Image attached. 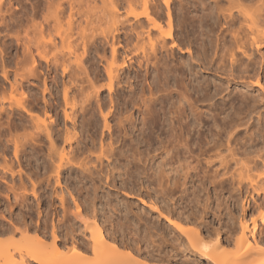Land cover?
I'll list each match as a JSON object with an SVG mask.
<instances>
[{
    "label": "bare ground",
    "instance_id": "obj_1",
    "mask_svg": "<svg viewBox=\"0 0 264 264\" xmlns=\"http://www.w3.org/2000/svg\"><path fill=\"white\" fill-rule=\"evenodd\" d=\"M8 1H11V0H8ZM37 1L38 0H36V2ZM56 1L58 3L55 2L54 0L44 1V6H46L47 9L45 8L46 14H44L43 15L44 17H42V18L44 19V22L46 21L45 23L38 21V19L34 20V18L36 16H38V14L40 15V13L38 12V9H35L34 13H32V16H30L32 18V19L31 18L29 19L30 21L28 20L29 22H31L30 26L35 27V30H33L34 34H35L36 30H37L36 33L39 34V36H37V34L34 35V37L37 36L35 38L32 37L33 39H35L33 42L32 38L30 39V37L27 35L29 33V31H28L29 30V28H28L29 22H27V25H28L27 28L28 29L25 28V31L27 30V33L25 31L23 33L27 37L22 35L19 32H16V34L13 33L14 37L12 36V34H11L12 31L10 29V28H12V27H10L11 26L10 23L12 22V18H10L9 22L7 23L6 22L7 15L5 13L8 10L3 11L4 7L7 9L9 6L8 7L6 6L4 0H0V31H1L3 25H5V27H9L7 29L8 30L7 34L4 35V37L6 39L2 41L1 40L2 37L0 36V67L2 68V76L7 81L10 80V78H9V75H10L9 69L10 68L8 69V66L6 65V63H7L6 62V59H7L6 56H8V53H9L8 52L9 51L8 46L13 47L14 46V40H15L16 44H17L16 49H18V47H21V46L23 49V51H22L23 57L22 58L20 57L22 59L20 62L22 64L23 68H22V70H20L21 67L19 66V68H17V69L15 68V70H13V71H15V73H14L15 78L13 81L14 83L10 84V86L12 87V89L11 88L10 89L15 91L19 88L22 96L20 98H19V96H17L18 98H16L15 97L16 95L14 94L16 92L13 93V91H12L14 96L12 95L10 97L11 99H8V105L5 106V104H7V101L6 102L3 101L2 104L0 103L1 104L0 105V135L1 134H2L1 136L5 135V139L7 138L6 140L8 143H5L7 145V147H8V144L12 143L11 146H13V148H14V154L13 155L16 158H18L20 156V153L23 154L24 151H27L26 150L27 148L33 147V149H34L36 146L38 147V145H35L36 143L37 144H39V142H40V144L42 142L44 143V141L41 139V137H42L41 133L43 132L44 135L46 134L45 137L48 138L47 139L48 142H46V143L49 144L48 146L46 145L47 153H46V156L44 155L48 161V164L45 163L46 165H44L45 167L48 165L46 167L48 170L45 168L46 169L45 171H47L49 173V175H48L49 179L51 177H53L54 182L56 181L57 184L55 185V191H57V193H59L61 191V188H62L61 184H63V183H61V178L63 176L62 174H63V171L65 169H69L68 171L75 170V169L78 170V171L75 170L77 172L80 171V173H79L80 178L78 177L79 178L78 179L76 177V179H78L79 182H82V183L85 180V178L89 179L91 181L90 183L91 184L93 183V185H92L93 188H92V186H91V188L94 191V189H99L98 186H100V185H96L99 182L98 183L94 182L95 178H97L96 180L99 179V181L101 180V178L102 179L104 178L107 181V183H110L111 181H113L116 178V170L118 172L117 175L121 176L122 180H123V177H126L124 181L129 180L133 176L134 170H136L138 165H140L138 163H141L144 161V155H143L144 152H143V150H141V147H140L141 142L140 141L143 140L147 145L148 144V142H147L148 138H150L149 136L152 137V133L157 129V130H160V133L164 134V136H163L164 138L161 139L160 145H161V148L164 150V152H166V154L171 153V156H175L177 158V161H180L183 158L187 162V165L189 166V168H196L199 165H201V168H202L204 166V164L202 165L201 163H205V166H207V168H209L208 166H215V164L218 163V165L221 167V169H217L219 166L216 167L215 172L213 171L215 174L214 175L212 174L213 176L210 175L211 176L210 178L208 176L211 173L208 171L209 173L207 175L206 167L204 169L205 174L209 178L207 180H209V181L211 180V182L215 181V178H217V177H222V176L224 177V176L228 175V170H229L228 169L229 168L228 162L230 160L227 159L228 155H223V153H221V151L218 150L222 146V144L218 143V141H216V140H213V141L211 140L213 143H210L211 141L210 142H208V141L204 142L203 138L200 139V137H205L202 135L206 131V130L204 131V126L208 122L209 118L212 117L213 119H215L217 116H220V115H218L219 112L216 113L217 116H215L216 115L215 111H217V108H218L217 105H215L217 107L216 110L211 111V109L213 107H215L214 106L215 103H213V101H211V100H213L218 95L222 96L223 92L230 88L229 85L232 82L241 84L242 88L239 87L240 88L238 90L239 96H237V97L241 96L240 98L244 102H246L248 100L250 101V99H251V101H253V98L251 95V90L257 91L258 94L264 92V83L262 82L263 81V74H264V52H263L264 29L262 28V26L264 25V0H257V1L252 0L255 3L250 1L252 3L253 7L249 8V9H247L248 4L245 3L246 0L245 1L244 0H208V2H205L204 0H193L192 4L194 7L192 10L186 9L187 8L186 4L188 3L187 0L185 1L187 3L183 2L184 0H180V3H178V4H180V7L178 10L179 11L185 10V11H181L182 14H179L180 12L176 10L177 12H179L177 14L180 15L179 16L180 19L178 18L179 19V25H180V23L186 22V20L189 17V19H191L190 23H194V26H196L195 28H193L194 26L191 25L192 31H193V29L198 28L197 34H198L199 38H201V39H198L199 41L197 42L198 44L200 42L201 47H197V48H199L198 50L194 49V50H196V52H195L196 54L193 53V49L191 50V46H192V43H191L192 39L191 38H193V36L190 38L191 40L189 38H187V42L186 41L183 42V46L185 48H187L188 52H190V54L192 55V58L190 57V59H196L205 68L210 69V71L213 70L214 71L213 73L216 72V74H217V73L221 72L223 74L222 76H224V80L226 81L225 84H227V85H225L222 82L221 83L216 82L215 85H212V87L214 86L213 87L214 90H212L211 85L209 83L204 85V84H201L200 81L198 82L200 84H198L197 82H193L194 80L192 78H190L188 75V73H190V74H192V73L190 71L189 72L187 71L188 73L185 74V71H184L185 68L183 69L184 66H182V64L184 62L182 63V61H179V60H178V62L175 61L176 63L179 64V67L177 66V64H175L173 62L174 59H172V58L175 54V47H179V49H180L178 41H180V40L182 41V39L178 38L179 36L176 37L175 28L173 25V23H174L173 12L174 11L173 12L171 11V3L174 0H160V1H162V4L164 3L165 7L167 8V14H166L167 19H166V21H164L166 23V26H168L167 29H165L163 26L164 23L162 21V16L164 17V15H162V13H160L161 11H159L160 10L159 8L162 6V4H161V2L160 3L157 2L158 0H126V1H124V3L125 2L127 3V4L126 3L125 4L127 5L129 11H126V12L120 11L121 13H119V10L121 8L125 9V10H127V9L123 8V7H121L119 9L120 3H118V2L120 0H118V1L117 0H103L102 2H100L101 5L104 7L103 13H102L104 17L106 15V14L104 15L105 11L106 10L108 11V9L111 10L110 12L108 11V14L110 13V15L107 14V17L109 16L108 22H110L111 20L112 21L110 22V25L107 26L108 28L106 29L105 34L107 32H108V34H109V32H115V33L118 32L119 33V31L121 30V27H123V29L124 28L126 29L129 24L132 27L131 30L134 31V34H133V32H131L133 34V35L131 34L132 35L131 38L133 39V36L136 37V40L133 39V40H135L134 44H132L133 50L132 49L129 50V48H128V50L131 53L129 51L128 52L132 55L129 56V54L128 55L126 54V56L128 57L127 58L128 60L126 58H124L122 60L123 61L122 63L125 66V65H127V61H130V60L133 61V59H134V61L137 62V64H138V67H139L138 70L140 69V71L144 73L141 78H140L141 75L139 76L140 79L138 78L137 81L135 80L136 81L135 85L133 82H129V80H128L129 78L127 79L128 81L123 79L121 73L124 70V68H123L124 66H121L119 64L117 65V59H118L117 53H118L119 49H117L114 39H117V38L120 39L119 34L117 36V34L115 35V34L111 33L110 35L112 36L113 40L108 41V42H107L108 37L104 38L105 35L103 36L104 40L107 39V40H105L107 43L112 42L110 44L112 46V49H111L112 58L110 57V59H111L110 61H108V60L105 61L106 65H104L105 66L104 67L105 68V70H104L105 74L104 75L99 72V73H97L96 76L93 74V76L91 77L89 74L90 71H88V68L84 64V61H86V60L88 62H90L89 57H91L89 55L91 52L90 47H92V44H90V46H88L86 44L87 40L82 41V43H81L82 44V51L80 53L77 50H74V49L78 48V46H77V48H75L77 44L74 45L75 47H74V49H72V46H73L72 43L74 44V42H72L74 40V37H73V40L71 42H69V44L67 46L68 52L65 51L68 54L64 53L66 56L63 55L62 57L61 56L59 57V55H61L60 52L62 50V49H59L58 51H60L59 52L60 54H57L58 56L55 55L56 50L54 48L57 45V43L55 42V40H53L54 39L53 36H52V39L50 37L49 40L47 38H43V37H45V35H44V32L46 33L45 28H46V25L50 22L49 19L51 17H52L51 18L52 21L54 22L55 28H56V26L65 25V24H62V22H64L63 15L65 14L66 9H65V7H63V2H61L62 0L61 1L56 0ZM64 1H66V0H64ZM76 1L77 0H67V2L69 3L68 4L69 5V12L67 13L68 19H66L67 21H65V22L67 23L68 27L65 28L63 26L62 30H64V28H65V30L63 32L61 31L62 34H60V36L58 35L60 37V40H61L60 41V43H61L60 48H62L66 43H68V42H66V40H68L67 38H70L72 36V32L74 30L73 26L75 24H77V23H75L76 22L75 20L77 19L76 16L78 14L80 15V13H79L80 11L78 10V8H80L78 5H80V4L78 3V5H77L78 7H76ZM242 1H244V2L242 3ZM247 1H249V0H247ZM34 2H33V4L36 5V3H34ZM45 2L47 3V5H45ZM90 2L92 3V0ZM97 2H94V0H93V6H92V4L89 5V3H88V8H89V6L94 7V5L95 6L98 5L99 2L98 3ZM224 2H227L228 4L225 5ZM9 3L11 5V2H8V4ZM102 3H104L105 5H103ZM99 5L97 7L100 10H102L101 9L102 6H99ZM137 5L141 6L142 11L137 12L134 10L133 7H135ZM34 6L32 7L33 9H34ZM44 6H43V9H44ZM122 6H124V4ZM244 6L246 9L244 8ZM35 7L37 8V5ZM92 7H90V8H92ZM97 7H94L95 11H97V9H98ZM105 7H106V9H105ZM248 7H250V6H248ZM94 8L92 9L93 11H94ZM104 9H105V11H104ZM175 9H177V8L175 7ZM49 10H51V11L48 12ZM92 10H89V11L92 12ZM100 10H99V13H100ZM47 12H48V15H47ZM91 12H90V14L87 12L89 14L88 15L89 17L92 16L94 13L93 12L91 14ZM97 12H95L96 15H97ZM191 13H192V15L189 16V14H191ZM123 14H125V15H123ZM85 15H86L85 16L86 19L85 18L84 19L87 21V25L85 24V26H84V23H82L83 25L82 24L81 25H82L83 29H80L81 27L79 26V24L82 22V19L80 17L81 20L77 26L78 28L79 27L80 28H79V30L77 28V31H75V32L78 33L79 35L78 34L77 35L81 36L80 38H82L83 40L89 36V39L88 38H86V39H88V41L92 43V41H94V39H92V37L93 38H94V36L96 37V35H97L96 33L98 32L99 28L102 26V21L106 20L107 18L105 17L106 18L105 19L104 17H101V15L99 14L100 15V21H98L99 17L95 16V14L93 15L94 18L93 17L88 18L86 13H85ZM81 16H83V14H81ZM16 17L21 18V16H18V15ZM110 17L112 19H109ZM102 18H103V20H101ZM96 19L98 22L96 21ZM188 21L189 20H187L186 24H188ZM125 22L128 23V25H126ZM19 23H18V25L16 23V26H20L21 24L23 25L22 20ZM106 23L107 22H105V26L104 25L102 26L103 28L106 27L107 24H109V23H107V24ZM118 23L120 24L119 26H117ZM44 24H46V25H44ZM94 24L97 26H95ZM89 25L95 26V27L93 26L94 28L91 27L92 28L91 29V32H92L91 35H89L87 33L89 31L88 28L90 29V27H88ZM112 25L114 28L112 27L110 29L111 30L113 29V31H109L110 30L109 27H111ZM12 26H14V24ZM44 26H45V28H44ZM52 26H53V24H52ZM86 26L88 28H85ZM180 26H182V24ZM183 26H186V25L183 24ZM188 26H189V24H188ZM34 27H31V28H34ZM96 27H98V28L96 29ZM93 29L97 30V31H95L96 33L94 32V34H96V35L93 34ZM86 30H88V31L86 32ZM104 30L105 29H103V32H102V30L101 31L99 30V32H102L101 35L104 34ZM194 31H197V30H194ZM59 32H60V30H59ZM187 33H189V32H187ZM190 33H191V31H190ZM0 35H1V32H0ZM21 35L24 36V38ZM210 35H211V37H210ZM50 36H51V34H50ZM73 36H75V35H73ZM90 38L92 39V41L90 40ZM177 38L179 40H177ZM195 39H196V37H195ZM8 40L10 41V43H6ZM95 40L98 41L100 39H98V40L95 39ZM101 40H103V39H101ZM110 40H111V38H110ZM128 41H126V43L128 42V44L129 43L131 44L133 42V41L130 42V40H128ZM63 42H64V44H63ZM79 42L80 41H78V44H80ZM116 42H117V40H116ZM1 43H3V45H2L3 47L1 46ZM75 43H76V40H75ZM94 44L95 43L93 42V45ZM198 44H196V45H198ZM50 46L51 47L53 46L52 48L55 51H53V49ZM58 46L56 47V49L59 48ZM48 47H49V49H52V53H50V56L52 54V58H53L52 59L50 57V59H52V62L50 61L49 56H48V53L50 52L48 50ZM64 47L63 48L66 49V46H64ZM78 49H80V48H78ZM95 49L97 50L98 47ZM208 49L211 50V53L207 55V53L209 51ZM63 50H62V52H63ZM53 52H54V54H53ZM164 52H165V54H164ZM17 53H18V50L15 54L16 55L15 57L18 56L17 58H19V54H17ZM96 53H97V51H96ZM98 54L100 55V52ZM53 55H54V57H53ZM67 55L68 56L73 55V57H70V58H75L74 64H76L75 66L79 70L78 71L79 74L77 72H76L77 74L75 73L76 74L75 78L78 77V80L80 78V80H79L80 83L79 84L76 83L78 81H76L77 78L75 79L74 76L72 78H73V80L74 79L75 80L71 81V82L75 83V84L74 83L73 84L76 85L75 86L76 91L77 90L79 91V94H78V92H77V94L80 96V100L78 99L79 96L76 97L77 95L76 96L74 94L72 95L71 94L72 92L70 93V96H69V90L70 89H69V87H67V85L64 84L65 87L63 88L64 90L62 91L63 95L61 98H64L63 100L65 101V106L63 105V108L66 107L64 110L65 116L67 118L73 117L72 119H74V117L75 118L77 117L76 113H78L79 110L81 109L80 111L83 114V118L86 115L85 119L88 118L87 122L89 125L90 121H88V120L91 116L92 109L95 107V106H93V103L95 102V101L93 102V100L95 99L97 102V103H95V104H97L96 109L98 108L97 110L100 111L99 114H102L101 117L104 121L103 126L107 129V132H109V140H107L105 137L107 134H105V132L102 131L100 142L97 143V144H99L98 147H97L96 143L95 144L92 143V145H94V146H92L91 148L88 145L89 149H88L87 145H86V147L84 146L86 148V150L88 149L87 153L85 152L86 150L84 148L85 151L83 152V150H82L83 153H81V151H79L80 154H76V152L78 151V147L74 148V146H73L74 142H75L76 146H78V143L82 140V137L80 138V136L78 135V131L74 132L73 134L72 133L70 134L69 132H71V131H68L69 134H67V137L65 136L66 137L65 141H69L68 144H69V149H71L70 151L66 150L67 149L66 146L65 147L62 146V149L60 147L58 148V146H57V142H58V136L57 135L58 134L56 133L57 135H53V131H52L53 128L51 130L52 125L50 126V123L52 120L51 116L48 117V118H50L49 121H47V119H45V118L37 119V117H35V115L33 116L34 112H32V110L34 109V107H33V109H31V107L34 104H31V102H30V99H29L30 96L27 93L29 89L28 90L25 89L24 85H23V80L24 81L28 80L27 77L33 76L36 78L37 76H39L38 70H40L41 65L45 61L47 63H50V64L52 63V65L54 64L56 66L58 63H60L61 67H60V64H58V67L63 68V70L61 69L62 70L61 72L62 73L69 72L68 65H70V62H69V60H67V62L65 60L68 57ZM85 55H87V56H85ZM104 55H106V54H104V52H103V56L102 55L99 56L100 59L102 58V61L106 59V57ZM195 55H196V57L194 58ZM257 55H259L260 57L258 56L259 58L256 60L255 56H257ZM21 56H22V54H21ZM104 57H105V59H104ZM61 58H63V59L61 60ZM16 61H15V64H16ZM198 61H197V63H198ZM46 62H45V64H46ZM68 62H69V64H68ZM179 62H181L182 64ZM17 63H19V62H17ZM131 64L133 65V63H131ZM19 65H20V63H19ZM14 66L17 67V64ZM56 66H53V67L57 68ZM45 67L48 68V66H44V68ZM53 67H51V69ZM1 68H0V70H1ZM12 69H13V67H12ZM18 69L20 70V72H18L19 71ZM43 69L41 67V70H43ZM23 70L25 71V74H23L24 73ZM41 70H40V72H41ZM92 70H94V69L92 68ZM55 71H56V69H55ZM176 72H179V74H177ZM39 74H41V73H39ZM68 75L69 74L67 73V76ZM79 75H80V77H79ZM172 76L175 79L173 78L174 82L171 83V77ZM94 77H95V79H94ZM104 78H106V79H104ZM219 78H221V77H219ZM37 79H39V78L37 77ZM102 79L105 81L102 82L101 81ZM150 79H151V81H150ZM123 80L125 81V84H127L126 88H127L128 93H129V94H127V92H126L127 95H125V92H124L125 96L122 97L124 100V104H125L124 110H123V107L121 106L122 105L121 101H119L121 99V95L119 94V88H121L120 90L126 89V88H123L124 86H122V84L124 82ZM69 81H70V79H69ZM195 81H196V79H195ZM206 81H207V79L205 80V83H206ZM28 82L29 81H26V83H28ZM71 82H69V83H71ZM26 83H25V85H26ZM195 83H197V84H195ZM44 84H45V81H44L43 85ZM3 86L4 85L2 84V87ZM2 87L0 88V90L2 89ZM146 87H147V90H146ZM26 88H28V87L26 86ZM48 88H49L48 85H47V87L43 86V89H41L42 93L44 91H46ZM31 90H30V92H31ZM104 90H107L109 93L108 104L106 101L100 102L101 98L99 96L101 94V91H104ZM47 91H49V90H47ZM236 91L237 90L235 89V92ZM231 92H233V91L232 90L227 91V93L225 95L228 94L227 96H229L231 98L230 95L234 94V93L231 94ZM115 95H118L117 100L115 99L116 101L114 100ZM42 96H44V94ZM221 96H220V98H221ZM224 97L225 96L222 97L223 100L226 99V98L224 99ZM231 100H232V98H231ZM242 100H241V102L244 103ZM203 101H208L209 107L206 104V106L209 108L208 110L205 107L203 108L204 110L199 109L200 106L198 103L201 102L203 105ZM209 101H211V102L209 103ZM214 101H215V99H214ZM226 102H228V101H226ZM226 102H225V104H227ZM45 103H47V102H45ZM246 103L248 104V102H246ZM129 105H131V109H133L132 111H131V109H128ZM224 106H226V105H224ZM104 108H107V111H104ZM222 108H224L225 110H226V108L228 109V107H226V108L222 107ZM125 109H126V111H125ZM205 109L207 111H205ZM90 110H91V113H90V116H88L89 115L88 113ZM209 112H214V113L213 114L211 113L208 115ZM224 113H226V112H224ZM224 113H222V114H224ZM93 115L91 116V120H92ZM226 115H228V114H226ZM4 116L7 117L6 118L7 120L3 118ZM225 117H228V116H225ZM225 117L224 116L222 117L224 121H225ZM110 118H111V120L115 121L114 125L111 124V121L109 120ZM212 118H210V119H212ZM244 118L245 117H243V119ZM243 119H242L243 122L242 121H239V122L236 121L235 122L234 119L230 118L229 122L226 121L227 126L222 127L223 131H225L227 133V137H228L227 142H226L227 143L226 144L227 150L230 151V155L232 157L231 159L234 160L236 163L239 162V159L234 157L233 149L230 147L229 143H231V141L235 138V131H236V133H239V130H236L237 127H240L241 125L247 124L246 125V129H247L248 120L246 119V121H245ZM258 119H260V118H258ZM32 120H33V122H31ZM249 120H250V118H249ZM52 122H54V121H52ZM215 122H216V120L214 121V123ZM138 124L141 125L140 128H137V127H139V126H137ZM104 127H103V129H104ZM113 127L117 131V132H115L116 134L113 132V130H114ZM135 127L139 130V132L141 134L140 136H142L141 137L142 139L140 141H135L136 143L134 142L135 139H133V134H131V133H133V131H134L133 129ZM32 128H34L33 131L31 130ZM206 128L207 127H205V129ZM249 128L247 129L248 131H249ZM18 129H22V131H21L22 133H19ZM148 129H149V131H148ZM15 130L17 131V133L15 132ZM34 130H36V131H34ZM208 130H209V127H208ZM146 131H148L149 133L147 134ZM54 134H55V132H54ZM162 134H161V136H162ZM195 134H198V136ZM82 135L84 136V134H82ZM1 136H0V139H1ZM128 137L131 139L130 140V146H128V144H127V141L129 139ZM39 138L41 140H38ZM79 138H80V140H79ZM159 139H160V137H159ZM93 142H94V140H93ZM2 143H3V141L0 144L2 145ZM149 143H150V140H149ZM95 145L98 148V149L96 148L97 150H93V149H95V148H93V147H95ZM40 146H42V145H40ZM37 147L35 148V150L38 149ZM210 150H212L211 153L213 152V150H215V151L211 154L209 152ZM28 151L30 152V150H28ZM195 151L196 152L198 151V153H196ZM181 153H182V156H180ZM194 154L195 155L197 154L196 157H201L205 154L207 156H204L203 158L201 157L202 159L201 158L197 159L196 164H193L194 161H192V160L196 159ZM19 159L21 160L20 157H19ZM122 159H124V161H122ZM17 161H18V159H17ZM43 162H44V160H43ZM117 162H120V163H117ZM20 163H21V161H20ZM193 165H194V167H192ZM119 166H122L123 170L119 169ZM135 166H137V167H135ZM8 169H9V171L8 170L7 171L9 172V174L11 176L15 175L14 171L11 168H8ZM251 169H252L251 167H248L246 169V171L247 170L250 171ZM209 170H211V169L209 168ZM221 170L223 172L222 175H221ZM2 171H4V168L2 169ZM5 171H6V169H5ZM5 171L3 173H5ZM137 171H135V172H137ZM195 171H197V169ZM201 172H203V171L201 170ZM19 173H20V170H19ZM197 173L195 172L193 176H195V175L197 176L200 174L202 175V173H199V174H197ZM203 174H204V172H203ZM20 175H21V173L19 174V176ZM206 175H202L201 179H199V180H202L203 178L204 179L207 178ZM233 175H232V177H233ZM240 175H241V178L239 179L240 180L239 183H241L242 179L244 180V178L246 177V180H249L251 187L253 186V188H254V189L253 188L252 189L254 191H256V193H258L260 188H261V191L264 194V180H263V183L258 185V184H256L257 182L255 181V175H252L249 173L245 174L246 176L244 174H240ZM75 176H79V175L76 174ZM134 176H135V174H134ZM148 176H147V178H149ZM151 176H153V178H152V181H153L154 176H155L154 173L151 174ZM203 176H205V177H203ZM191 177H192V175H191ZM226 177H224L223 180H225ZM19 178H20V182L22 183L23 179L21 181V177H19ZM83 178H84V180H83ZM211 178L213 179V181ZM0 179H3V178H0ZM104 179H103V181H104ZM221 179L222 178H220V180ZM161 180H162V178H161ZM172 180H173L172 177H170V179L167 178V184H169L171 186L176 185V181L173 180V183H172ZM74 181H77V180L74 179ZM106 181H104V183H106ZM149 181H150V179H149ZM79 182H78V185L81 184ZM113 182H115V181H113ZM76 183L74 184L75 187L77 186L78 189L81 190L80 192H78L79 190L76 187V190H78V191H76V190L75 191L77 192V194L79 193L78 198L76 196H74V194L71 192L69 187L65 188V189H67V191L69 193L68 195H70V197L73 199L72 201L74 202V205H75L74 210L71 208L70 200L67 198L68 195L66 196L64 194L66 192L62 188V191L60 192V194H57L54 191V193L57 194V197H58L57 199L60 201V205L58 206V207H60V210L58 207H54V211H56L58 213L60 211H62L64 217H66L68 213H71L72 216L74 217V219H78L79 221H82L83 225L86 226V227H84V231L82 233H80L79 235H76L77 232L74 233L73 231H69L67 224L65 225L64 223H60L61 222L60 220H59V223L57 225H56V223H53L51 236L53 238L54 249L57 250V252H55L56 254H53L50 256L44 255V253L42 251L43 250L42 247L39 246L40 242H42V240L46 239L45 232L44 231H42V232L37 231V233H36L37 234L36 240L38 242L37 246L36 247L34 246V248H27L25 250L24 254L23 253L21 254L23 256H22V261L20 264H29L30 261L38 263V264H75L73 261L75 258H76L75 261H77L78 255H74V257L76 256L74 259H68V256H69L68 254H66L67 257L64 254H63V256L61 254L63 251L62 249L65 245V242H67L69 239L71 240V241L69 240L71 245H68V243H66L68 245V246L67 245L66 246L67 247L70 246V248L72 250H75V251L78 250L80 253H83L82 255H85L86 258H87L86 254L87 253L89 254V252H92V254L90 253L91 255H94V256L96 255V256H100V257L102 256L103 263H105V264H135V262H131L130 260L134 259V256L136 257V255H138V254L136 253V255H132L131 252H129V250L132 247L128 248L129 249V250H127L128 255L127 254L125 255V253H124V255L126 256V258H124V256H122L123 254H121V252H122V250H124V248H126L128 246H126L125 244H123L121 242L120 243L117 242L116 238L113 237L111 233H109L108 229L104 225L102 226L97 220L95 222H94V220H93V222H89V218H87L88 215H86L84 213L85 208L83 207L84 204H85V206L88 205L87 207H89V204H88L89 201H87L88 202L87 205H86V202H83V204L80 202L81 197L82 196L84 197L83 192H82V190L84 188L80 189L81 185L78 186V185H76ZM221 183H223V182H221ZM58 185L60 187L59 192H58V189H56V186H58ZM7 187H9V186H7ZM22 187H23V189H22ZM22 187L20 185V189L23 191L17 192V193L14 192V197H15V199L20 197L21 203L23 204V205L22 204L21 205L24 206V203H25L27 197H26V193H24L26 188L23 185H22ZM63 187H64V185H63ZM85 187H86V191H87L88 190L87 187H89V186L86 185ZM257 187L259 189H257ZM10 188H13V186L12 187L10 186ZM127 188H128V185H127ZM13 190H14V188H13ZM130 190H133V189H130ZM257 190H258V192H257ZM88 193H86V195ZM92 193L89 196L93 195ZM32 194L34 197L36 196L37 198L40 195L39 194L37 196L35 186H33V188H32ZM56 194H55V196H56ZM84 194H85V192H84ZM85 199H87V198H85ZM87 200H89V199H87ZM27 204L28 203L26 202V205ZM94 209H95V207L93 208L94 213L92 212V214L94 216H97L95 214ZM163 216L168 221L169 225L174 226L176 228V231L178 233H180L184 236H189L190 232L183 228V224L178 222L179 220H176V219L168 216L167 214H165ZM23 217L24 216L21 217V220L23 219ZM262 217H264V215ZM24 219H25V217H24ZM22 221L24 222V220H22ZM11 223L13 225H15L13 222H11ZM19 223H21V221H19ZM26 223H28V221L24 222V224H26ZM24 224L21 223L22 226H24ZM1 225H2V223L0 224V226ZM89 225H91V226H89ZM10 226H7V228H6L7 231H9V234L11 231H12L11 233H13L14 227L17 225H15L13 227L12 226L10 227ZM1 227L5 228L6 226L4 224V226H1ZM11 228H13V230ZM19 228H21V231L24 229L23 231L30 232L31 226H29V224H27V225H25V227L22 228L19 226ZM39 228H40V226H39ZM85 228L88 229V233H90L89 235H87V231ZM89 228L91 229V231H89L90 230ZM254 228H255V224H254ZM1 229L4 230L3 228H1ZM249 230L250 229H249V226H248L246 220L243 221V223L240 227V234L234 240V243H233L234 248H232L230 246H229L230 249L225 248L226 245L223 246V243L219 238L217 239V242H216V244H214V246H211V244L208 245L207 242L205 243L204 239H203L204 241L202 239L201 240L199 239V241L192 242V246L195 249V251L198 253L199 257H202L205 261H208L207 264H264V243H261L260 241L256 240L254 238L255 236L253 235L254 233H251L252 237H253L252 238L253 240H251V237H250L251 234L249 235V233H248ZM4 231H6V230H4ZM16 231H19V230H16ZM16 231H15V233H16ZM6 232H5V234H6ZM28 232H24V233H28ZM20 233H23V232H20ZM0 234H1V232H0ZM81 234H82V237H81ZM83 236H84V238H83ZM200 241H201V243H200ZM228 242H231V241H228ZM154 246L157 247V245H154ZM150 247H151V249L154 248L152 246H150ZM73 248H75V249H73ZM162 248H163L162 246L160 247V249L157 247L159 253H157V249H152L150 252H148L147 253L148 255H145V257L143 258V260L146 261L145 263L154 264V261L155 262L157 261V262H161L162 264H198V263H196L195 260H194L195 262L192 263L193 261L191 262L187 259L185 260L184 258L182 260L177 261L174 259L175 256L173 257V255L168 254V252H164L162 250ZM231 248L234 250H231ZM58 249H61L62 251L58 250ZM109 249H113L114 251L113 250L111 251ZM117 249L120 250L119 254H118V252H116ZM134 250H136V249H134ZM145 250H147V249H145ZM58 251H59V253H58ZM60 251H61V253H60ZM140 251H142V250H139V252ZM64 252L66 253V250ZM114 252H116V253H114ZM145 252H147V251H145ZM162 252H164V254H161ZM108 253H109V255H108ZM110 253H111V255H110ZM80 255L78 256L79 257L78 259L79 260L81 259V260H80V262L78 260V263L76 262V264H87L88 262H89L88 264H92L90 261H88V262L85 261L86 258H81L82 255L81 256ZM157 255H159V256H157ZM0 256H2L1 252H0ZM64 256L67 258L68 261L66 260V258ZM88 256L90 257V255H88ZM63 258H65V260ZM71 261L73 263H71ZM179 261H181V262H179ZM157 262H156V264H157Z\"/></svg>",
    "mask_w": 264,
    "mask_h": 264
},
{
    "label": "rangeland",
    "instance_id": "obj_2",
    "mask_svg": "<svg viewBox=\"0 0 264 264\" xmlns=\"http://www.w3.org/2000/svg\"><path fill=\"white\" fill-rule=\"evenodd\" d=\"M4 1H5L6 6L10 7V8L8 7L7 9L4 7L3 11L8 10L5 13L7 15V19H6L7 23L9 22V19L12 18V22L10 21L11 22L10 27H12V28H10V29L12 31L11 34L13 37H14L13 33L16 34V32H19L22 35L26 36L23 33L25 31V28L28 27L27 22L30 21L29 20L31 18L30 16H32V13H34L35 9H38V12L40 13V15L38 14V16H36L34 18V20L38 19V21H40L42 23L46 22V21L44 22V19L42 17H44L43 15L46 14L45 10L47 8H46V6H44V1H47V0H38L37 2H36V0H11V1L4 0ZM54 1L57 2L56 0H54ZM59 1H61V0H59ZM90 1L91 0H77L76 1V7H78V6L80 7V8H78V10L80 11V12L78 11L80 13V15L78 14L76 16L77 19L75 20L76 21L75 23H77V24H75L73 26L74 30L72 32V36L70 38H67L68 40H66V42H68L64 45V46H66V49H64L65 47L63 45L62 46L64 48L62 46H61L62 48H60V45H61L60 41L61 40H60L59 36H60V34H62V32L65 30V28L68 27L67 23L65 22V21H67L66 19H68L67 13L69 12V5H68L69 3L67 2V0L61 1V2H63V7H65V9H66L65 14L63 15V20L65 23L62 22V24H65V25H63L65 27L64 30H62L63 26H56V28H55L54 22L51 19L52 17L50 19L48 18L51 23L53 22L52 24L54 27L52 26V24L50 22H49L50 24L49 23L47 24L48 26L46 24H44V25H46V28L44 26L46 33L44 32L45 37H43V38H47L49 40V38L51 37V39H52V36H53V38H54L53 40H55V42L57 43V45L54 48L56 50L55 55L61 53V55H59V57L60 56L62 57L63 55L66 56L65 54H68V53H66V52H68L67 46H68L69 42H71L73 40V37H74V40L72 42H74V44L72 43V45H73L72 49H74V47H75L74 45L77 44L75 48H77V46H78V48H80V49L77 48L74 50H77L79 53L82 51V44H81L82 41L87 40L86 44L88 46H90V44H92V47H90L91 52L89 55L91 57H89L90 62H88L86 60V61H84V64L88 68V71L91 72V73L89 72V74L92 77L93 74L96 76L97 73H99V72L104 75L105 74L104 73L105 72L104 71L105 70L104 65H106L105 61H107V60L110 61L111 60L110 57L112 58V56H111L112 46L110 45L112 42L107 43L108 41L113 40L112 36L110 35L111 33H113L115 35L117 34V36L119 34L120 39L117 38V39H114V41L116 43L117 49H119V51L117 53V58H118L117 59V65L119 64L121 66H124V64L122 63L123 62L122 60L124 58H126V59L128 58L126 56V54L127 55L129 54V56L132 55V54H130L131 52L129 50H131V49L133 50L132 44H134L136 37L133 36V39H135V40H133L131 38V36L134 34V31L131 30V28H132L131 25L130 24L128 25V23H126V22H125V24L128 25V27L126 29L125 28L123 29V27H121V30L119 31V33L118 32L117 33L109 32V34H108V32H107L105 34V31L108 28L107 26L110 25V22L112 21L111 20L110 22H108L109 16L107 17L108 11L110 12L111 10L108 9V11L107 10L105 11L107 6L105 7L104 15L106 14L105 15V17L107 18L106 19L102 14L104 7L100 3L103 0H94V2H97V1L99 2V4H100V5L98 4L99 6H102V8L100 7L102 10H100L97 7L98 5H96V6L94 5V7L98 8V9L96 8L98 12L95 11L94 7H92L93 6V0H92V3ZM120 1L118 2V3H120L119 9L121 7H123V8H126L127 10L121 8L119 10V13L129 11V9L126 5L127 3L126 2H125L126 4L124 3V1H126V0H122L123 2L122 1L120 2ZM185 1L186 0H184L183 2H185ZM192 1L193 0H187L188 3L185 2V3H187L186 9H188V10L193 9L194 6L192 4L193 3ZM204 1L208 2V0H204ZM244 1H242V3ZM246 1H245V3H247L248 6H250V7H248L244 3L247 6V9L252 8L253 6H252V3L250 2L252 0H249L247 2ZM8 2H11V5H10V3L8 4ZM33 2L36 3L37 8L35 7L36 5L33 4ZM157 2H159V3L161 2V4H162V1H160V0H158ZM252 2L255 3L254 1H252ZM78 3L81 6L78 5ZM88 3H89V5L92 4V6H89V8L90 7H92V8H90V9L88 8ZM178 3H180V0H178V1L174 0L171 3V11L172 12L174 11L173 12V20H174L173 25L175 28L176 37L179 36L178 38L182 39V41L181 40H180L181 42L178 41L180 49H179V47H175V54L172 58V59H174L173 62L175 64H177L178 67H179V64L176 63L175 61L178 62V60H179V61H182V63L184 62L183 63L184 65L181 62H179V63H181L182 66H184L183 69L185 68L184 69L185 74L188 73L189 71L192 73V74L188 73V75L190 78H192L194 80L193 82L198 83L200 81V83L204 84V85L209 83L211 85L212 90H214V88H213L214 86L212 87V85H215L216 82H220V83L222 82L224 84L226 83V81L224 80V76H222L223 74L221 72H220L221 74L220 73L216 74V72L213 73L214 72L213 70L210 71V69L205 68L203 65H201V63H199L198 60L190 59V57L192 58V55L190 54V52H188V49L183 46V42L184 41L187 42V38L190 39L192 36L194 39L196 37L195 40L193 38H191L192 40L190 39L191 43H192L191 50L193 49V53L196 54L195 53L196 50L199 49L197 47H201L200 42H199V44L197 43L199 41L198 39H201V38H199V36L197 34L198 28L193 29V31H192V26H194V23H190L191 19H189V17L187 19V20H189L188 21L189 26H188V24H186L187 20L184 23H180V25L182 24V26L179 25V19H180L179 14H182L181 11H185V10L179 11L178 9L180 7V4H178ZM224 3H225V5L228 4L227 2H224ZM102 4L105 5L104 3H102ZM123 4H124V6H122ZM45 5H47L46 2H45ZM33 6H34V9L32 8ZM43 6H44V9H43ZM174 6L177 9H175ZM93 8H94V11L92 10ZM133 8L137 12L142 11L141 6L137 5ZM244 8H245V6H244ZM159 9H160L159 11H161L160 13H162V15H164V17L162 16V21L164 23L163 26L165 29H167L168 26H166V23L164 22L167 19V17H166L167 8L165 7L164 3L162 4V6ZM89 10H92V12ZM99 10H100V13H99ZM176 10L179 11L180 13L177 12ZM50 11L51 10H49L48 12H50ZM48 12H47V15H48ZM87 12L89 14H90V12H91V14L94 12L93 15L95 14V16L99 17L98 21H100V15H101V17H104L107 21L106 20L102 21V26L103 25L105 26V22L109 23V24L106 23L107 24L106 27L103 28L101 26L100 27L101 29L99 28V30L100 31L102 30V32H103V29H105L103 35H101L102 32H99V30L96 33L95 31H97V30L93 29V34L95 32L97 35L94 34V35H96V37L95 36H94V38L92 37V39H94V41H92V39L90 38L92 43L88 41L89 36L86 37L88 39L85 38L83 40L82 38H80L81 36H78L79 34L75 32V31H77V28H78L77 26H78L81 19H82V22L79 24V26L81 28L80 27L79 28L83 29L82 23H84V26H85V24L87 25V21L85 20L86 19L85 13L87 14V16L89 15ZM95 12H97V15ZM177 13H179V14H177ZM81 14H83L84 17L81 16ZM125 14H123V15H125ZM17 15L21 16V18L16 17ZM93 15L90 17L94 18ZM108 15H110V13ZM191 15H192V13L189 14V16H191ZM80 17H81V19H80ZM90 17L88 16V18H90ZM20 19L22 20L23 25L21 24L22 26L21 25L16 26V23L18 25V23L21 22ZM109 19H112V18L110 17ZM101 20H103V18ZM96 21H97V19H96ZM13 24H14V26H12ZM30 24H31V22H29V27H28L29 28L28 31L30 34L28 33L27 35L31 39L32 37H34V35L37 34L36 33L37 30L34 34L33 30H35V27L30 26ZM183 24L186 26H183ZM91 25L88 26V27H90V29L87 26L85 27V28H88V30L90 31L89 32L88 30H86V32L88 31L87 33L89 35H91V33H92L91 27H93L95 24L93 26H91ZM113 25L111 27H109V29L112 28ZM119 25L120 24L118 23L117 26H119ZM95 26H97V25H95ZM31 27H34V28H31ZM195 27L196 26H194L193 28H195ZM8 28L9 27H5V25L2 26L3 30L1 29V31H0L1 32L0 36L2 37V39H1L2 41L6 39L4 37V35L7 34ZM79 28H78V30H79ZM97 28L98 27H96V29ZM262 28L264 29V25L262 26ZM59 30H60V32L61 31L62 32L60 33ZM194 30H197V31H194ZM109 31H113V29L112 30L110 29ZM190 31H191V33H190ZM25 32L27 33V30ZM131 32H133V34ZM187 32H189V33H187ZM50 34H51V36H50ZM73 35H75V36H73ZM24 36H22V37L24 38ZM37 36H39V34H37ZM37 36H35V37H37ZM103 36H104V38L108 37L107 38L108 40L105 39V40H107V42L104 40ZM210 37H211V35H210ZM110 38H111V40H110ZM178 38H177V40H179ZM95 39H97V40L103 39V40L96 41ZM32 40L34 42L35 39L32 38ZM75 40H76V43H75ZM116 40H117V42H116ZM128 40H130V42H132V41L133 42L131 44L130 43L128 44V42H129ZM8 41L6 43H10V41L9 42ZM78 41H80L79 42L80 44H78ZM126 41H128V42L126 43ZM93 42L95 43L94 45H93ZM63 44H64V42H63ZM196 44H198L199 46ZM2 45H3V43H1V46ZM16 45H17L16 41L14 40V46L13 47L8 46L9 51L7 50L9 52L8 53L9 57L6 56V58H7L6 59V62H7L6 65L8 66V69L10 68L9 69L10 70V72H9L10 73V75H9L10 80L9 81H7L6 79L3 78L2 68L0 67L1 68V70H0V88L2 87V84L4 85L2 87V89L0 90V103L2 104L3 101L4 102L7 101V104H5V106L8 105V99H11L10 97L12 95L14 96V94H15L16 98H18L17 96H19V98L22 96L19 88L17 90L13 91V90H11L12 87L10 86L11 83H14L13 81L15 78V76H14L15 71H13V70H15V68L16 69L19 68V66L21 67L20 70H22V68H23L22 64L20 62L22 60L21 58L23 57V52H22L23 49H22V46L18 47V49H16L17 48ZM57 46L59 48L56 49ZM97 47H98V49L96 50L95 48H97ZM128 48H129V50H128ZM52 49H49V47H48V50L50 51L48 53L49 59H50V57L52 58V54L50 56V53H52ZM54 49H53V51H55ZM59 49H62V50L64 49V50H63V52H62V50L60 52V51H58ZM194 49H196V50H194ZM17 50H18L17 54H19V58H17L18 56L15 57ZM208 50L209 51H208L207 55L211 53V50L210 49H208ZM96 51H97V53H96ZM99 52H100V55H102V56H103V52H104V54H106V55H104L106 57V59L104 57L105 60L102 61V58L100 59V57H99L100 55L98 54ZM263 52H264V48H263ZM21 54H22V56H21ZM53 54H54V52H53ZM164 54H165V52H164ZM85 56H87V55H85ZM258 56L259 55L255 56L256 60L260 57V56L259 57ZM53 57H54V55H53ZM70 57H73V55L68 56L67 57L68 59L67 58L65 59L66 62H67V60H69V62H70V65H68V70H69V72H67L69 74L68 76H67V73L61 72L63 70V68L58 67V64H60V63H58L56 66L54 64L52 65V63L50 64V63H47L45 61L47 65L45 64V62H43L41 67L43 69L44 66H48L49 69L47 67H45L43 70H41V67L39 66L40 70H41V72H40V70H38L39 73H41V74L38 73L39 76H37V77L39 79H37V77L35 78L33 76H29L30 78L27 77L28 80H25V81L23 80V85H24L25 89H27V90L29 89L27 93L30 96V98L29 97L28 98L30 99L31 104H34L33 106L31 105L32 106L31 109H33V107H34V109L32 110V112H34L33 116L35 115V117H37V119L45 118V119H47V121H49V119H50L48 117L51 116L52 120H51L50 126L52 125L51 130L53 128V130H52L53 135L58 134L57 135L58 136V142H57L58 148L60 147L62 149V146L63 147L66 146V148H67L66 150L70 151L71 149H69V144H68L69 141H65L67 134H69V133L73 134L74 132L78 131V135L80 136V138L82 137V140L78 143V146H76L75 142H74L73 146H74V148L78 147V151L76 152V154H80L79 151H81V153H83L86 150V148H85L86 145H87V147L89 145V147L91 148L92 146H94V145H92V143L93 144L96 143V145L98 147L99 144H97V143L100 142L102 131H104L105 134H107L105 137L107 140H109V132H107V129L103 126L104 121L101 117L102 114H99L100 111L97 110L98 108L96 109L97 104H95V103H97V102L95 99L93 100V102L95 101L93 103V106H95V107L92 109V113H91V110L88 113L89 114L88 116H90V113H91V116L94 114L92 117V120H91V116L88 120V121H90L89 125L87 122L88 118L85 119L86 115L83 118V114L80 111L81 109L79 110L78 113H76L78 118L74 117L75 120L72 119L73 117L67 118L65 116L64 110L66 107L63 108V105L65 106V101L63 100L64 98H61L63 95L62 91L64 90L63 88L65 87V85H67V87H69V89H70L69 90V96H70L71 92H72L71 93L72 95L73 94L75 96L77 95L76 97L79 96L78 95L79 91L78 90L76 91V88H75L76 85H74L75 83L71 82L77 78L76 81H78V82H76V83H78V84L80 83L79 82L80 78H79V80H78V77L75 78V75L78 73L79 70L76 68V66H75L76 64H74L75 58H70ZM195 57H196V55L194 56V58ZM52 59H50L51 62H52ZM62 59L63 58H61V60ZM15 61H16L17 67L14 66V65H16ZM133 61H134V59H133ZM133 61H131V60L127 61V65H125L123 67L124 70L121 73V75H122L124 80H127L129 78L128 79L129 82H133L135 85V82L137 81L139 76L141 75L140 76V78H141L144 73L141 72L140 69L138 70L139 67H138L137 62H135V61L133 62ZM197 61H198V63H197ZM17 62H19L20 65ZM69 62H68V64H69ZM131 63H133V65ZM11 66L13 67V69ZM53 66H56L57 68H55ZM51 67H53V68L51 69ZM60 67H61V64H60ZM92 68L94 70H92ZM55 69H56V71H55ZM20 70L18 72H20ZM23 72L22 73L25 74L24 70H23ZM176 73L179 74V72H176ZM73 76L75 78L74 80L72 78ZM173 76L171 77V83L174 82V79H175L174 78L175 76L174 77ZM79 77H80V75H79ZM219 77H221V78H219ZM69 79H70V81H69ZM94 79H95V77H94ZM104 79H106V78H104ZM195 79H196V81H195ZM206 79H207V81L205 83ZM26 81H29V82L26 83ZM44 81H45L46 85L45 84L43 85ZM101 81L103 82L105 80L102 79ZM150 81H151V79H150ZM24 82L26 83V85ZM69 82H71L72 84ZM262 82L264 83V74H263V81ZM197 83H195V84H197ZM200 83H198V84H200ZM47 85L49 87L47 90H49V91L43 90L44 92L42 93L41 89H43V86L47 87ZM225 85H227V84H225ZM26 86L28 88H26ZM122 86H124L123 88L127 87V84H125V81L123 82ZM229 87L230 88L228 90H225L223 92L222 96L218 95L214 98L215 101H214V99L211 100V101H213V103H215L214 106L215 105L218 106V108L216 106L213 107L211 109V111L212 110L214 111L217 108V111H215V114L219 112L218 115H220V116H217V114H216L215 116H217V117L215 119H213L212 117H210L212 119L209 118V120H208L209 123L207 122L206 125L204 126V131L206 130L207 132L205 131L204 134L202 133L203 135L201 134L202 136H205V137H200V139L203 138L204 142H207V141L210 142L211 140L212 141L216 140V141H218V143L222 144V146L218 150H220L221 153H223V155H228L227 159L230 160L228 162V167H229L228 168L229 169L228 175H226L227 177L224 176V177H226L225 180H223L224 179L223 176L215 178V181H213L214 178L212 177L213 179L212 178L211 179L213 182H211V180L210 181L207 180L211 177L210 175L215 174L214 172L216 170V167L219 166L218 163H216L215 166H208L211 170H209V168H207V166H205V163H201L202 165L204 164V166L202 167L203 169L201 168V165L197 166L196 168H189V166L187 165V162L183 158L180 161H177V158L175 156H171V153L166 154V152H164V150L161 148V145H160L161 139L164 138L163 137L164 134L160 133V130L156 129L155 130L156 132L154 131L155 133L154 132L152 133V137L149 136L150 138H148V141H147L148 144L146 145V143L143 140L140 141L142 139L141 138L142 136H140L141 134H140L139 130L137 129V128H140V126H141L140 124L137 125L139 127H137V128L135 127L133 129L134 131L131 134H133V139H135L134 142L135 141L141 142L140 147H141V150H143V152H144V154H143L144 155V161L141 162L142 164L138 163V164H140V165H138L139 168L137 166H135L138 169L136 168V170H134L135 176L133 174V176H132L133 178L131 177L129 180L124 181L126 177H123V180H122V177L117 175L118 172L116 170V178L117 179L115 178L113 180L115 182L111 181L110 183H107V181L103 178L104 181H106V183H104L102 178L100 181H99V179L96 180L97 178H95L94 182H97V183L99 182L98 184H96V183L95 184L100 185V186H98L99 189H94V191H93V189H92L93 183L91 184L90 183L91 181L89 179L84 177L85 180L83 178V180H84L83 183L79 182L78 179L80 178V174H79L80 171L77 172L78 171L77 169H75L77 171H75V170L68 171L69 169H65L63 171V174H62L63 176L61 178V183H63V184H61V187L66 192L64 194L66 196L69 194L67 189H65L66 187H69V189L74 194V196H76L78 198L79 193L77 194L76 191H78L79 189L76 186L78 189V190H76V187L74 184L76 182H77L76 185H78V182L81 183L78 186L81 185L80 189L84 188L82 190L84 197L83 196L81 197L80 202L82 204H83V202H86V205H87V203H88L87 201H89L88 204H89L90 208L87 207L88 205L87 206H85V204L83 205V207L85 208V211H86V212L84 211V213L86 215H88L87 218H89V222H93V220L95 222L97 220L102 226L104 225L108 229L109 233H111L112 236L116 238L117 242H119V243L121 242V243L125 244L126 246H128V247L124 248V250H122V252H121V254H123L122 256H124V258H126V256H125L126 254L128 255V251H127V250H129L128 248L132 247L133 249L131 248L129 250V252H131L132 255H136V253L138 255H136V257L134 256V259H131L130 261L135 262V264H141V263L144 264L146 262L143 260L145 255H148L147 253L150 252L152 249H157V247L160 249V247L162 246L163 247L162 250L164 252H168V254L173 255V257L175 256L174 259L177 261L182 260L184 258L185 260L187 259L191 262L193 261L192 263H194L196 261V263H198V264H207L208 261H205L202 257H199L198 253L195 251V249L192 246V242L199 241V239L200 240L204 239L205 241L204 240L203 241L205 243L207 242L208 245L211 244V246H214V244H216V242H217V239L219 238L222 241L223 246L226 245L225 248H229V249H230V247L234 248V244H233L234 240L240 234V227H241L243 221H245V220H246V222L249 226V229H250L248 232L249 235L251 233H254L253 234L255 236L254 238L256 240L260 241L261 243H264V217H262L264 215V194L261 191V188H260L259 192L257 190L258 193H256V191L253 190L254 189L253 186L251 187L249 180H246V177L245 178L243 177L244 180L242 179V182L239 183L240 182L239 179L241 178L240 174L245 175L247 173L255 175V181L257 182L256 184H258V185L263 183V180H264V178H263L264 177V92L258 94L257 91L251 90V95H252L253 101H251V99H250V101L249 100L246 101V102H248V104H247L246 102H244L240 98L241 96L237 97V96H239L238 90L240 88H242L241 84L232 82L229 85ZM120 89L121 88H119V94L121 95L122 100L119 98L120 99L119 101H121V103H122L121 106L123 107V110H124L125 104H124V100L122 97H124L125 95H127L129 93L127 91V88L124 89L125 91L120 90ZM235 89L237 90L236 91L237 93L235 92ZM30 90H31V92H30ZM146 90H147V87H146ZM230 90L233 91V92H231V94L234 93L233 95H230L232 100L229 96H227L228 94L225 95L227 93V91H230ZM12 91H13V93L16 92L17 94L16 93L13 94ZM77 92H78V94H77ZM124 92H125V95H124ZM126 92H127V94H126ZM43 94H44V96H42ZM220 96H221V98H220ZM223 96H225L224 97V99L226 98L225 100L222 99ZM99 97L101 98L100 102L106 101L108 104L109 93L107 90L101 91V94ZM117 97H118V95H115L114 100L115 99L117 100ZM234 97L235 98L237 97V98L235 99ZM78 99L80 100V96ZM240 99L244 103H242ZM211 101H209V103ZM226 101H228V102H226ZM45 102H47V103H45ZM225 102L227 104H225ZM198 104L200 106L199 107L200 110L203 109L204 107L207 108V110L209 109L208 108L209 107L208 101H203V105L201 102H199ZM206 104L208 107L206 106ZM224 105H226V106H224ZM222 107H225V108L228 107V109L226 108V110H225ZM107 108H104V111H107ZM128 109H131V105H129ZM132 110L133 109H131V111ZM207 110L205 109V111H207ZM125 111H126V109H125ZM224 112H226V113H224ZM211 113L213 114L214 112H209L208 115ZM220 113L221 114L224 113L225 115L224 114L221 115ZM226 114H228V115H226ZM221 116L222 117L228 116V117H225V121H224ZM243 117H245V118L243 119ZM3 118L6 119L7 117L4 116ZM230 118L234 119L235 122L236 121H238V122L242 121V119L246 121V119H247L248 120L247 129L250 127L249 131L246 129L247 124L241 125L240 127H237L236 130H239V133H236V131H235V138L231 141V143H229L230 147L233 149L234 157L239 159L238 163H236L234 160L231 159L232 157L230 155V151L227 150V145H226L227 144L226 143L227 138H228L227 133L225 131H223V129H222V127L227 126L226 121L229 122ZM249 118H250V120H249ZM258 118H260V119H258ZM109 120L111 121L112 125L115 124L114 120H111V118ZM213 120L214 121L216 120V122H215L216 124L214 123ZM52 121H54V122H52ZM31 122H33V120ZM103 127H104V129H103ZM205 127H207V128L205 129ZM208 127H209V130H208ZM33 129L34 128H32L31 130L33 131ZM21 131H22V129H18L19 133H22ZM34 131H36V130H34ZM68 131H71V132L68 133ZM148 131H149V129H148ZM148 131H146L147 134L149 133ZM15 132L17 133L16 130H15ZM54 132H55V134H54ZM113 132L114 133L117 132L115 128H114ZM41 134H42L41 136L43 137V138L41 137V139L44 141V143L42 142L40 144V142L39 141L38 142L42 146H40L39 144L36 143L35 145H38V147L36 146L38 149L35 150L36 147L34 149H33V147L27 148L26 150L27 151L30 150V152L28 151L29 152L28 153L27 151H24L23 154L20 153L19 157L21 158V160L19 159V157L16 158L13 155L14 154V148H13V146H11L12 143L8 144V147H7V145L5 144V143H8L6 140L7 138L5 139V135H3V136H1L2 134L0 135L1 139H2V140L0 139V143L3 141L2 145L0 144V178H3V179H0V215H1L0 216V224L2 223L1 226H4V224L6 226L5 228L1 227V226L0 227L7 231L6 228H7V226H10L12 224L11 222H13L15 225H17V226H15L13 224L11 225L12 227L13 226L16 227V228L14 227V230H13V228H11L13 230L14 234L11 233L12 231L9 234V231L6 232L0 228L2 230V231L0 230V232H1V234H0V252L2 253V256H0V264H20L22 261V256H23L21 254L22 253L24 254V252L27 248H34V246L35 247L37 246V243H38L36 240L37 231H39V232L44 231L45 232L46 239L42 240V242H40V245H39L42 247V249H43L42 251H43L44 255L50 256V255L56 254L55 252H57V250L54 249L53 238L51 236V234H52L51 232H52V224L56 223V225H57L59 223V220L61 221L60 223H64L65 225L67 224L69 231H73L74 233L77 232L76 235H79L80 233H82L84 231V227H86L83 225L82 221H79L78 219H74V217L72 216L71 213H68L67 216L64 217L62 211H60L59 213L54 211V207H58L60 205V201L57 199L58 198L57 194H60V192L62 191V188L60 191L59 185L56 186V189H58V192L60 191L59 193H57V191H55V185L57 184L56 181L54 182L53 177H51L50 178L51 180H50L48 177L49 173L47 171H45L47 169L46 167L48 166V165L46 167L44 166V165L48 164V161L45 157L46 153H47L46 145L48 146L49 144L46 143V142H48L47 141L48 138L45 137L46 134L44 135L43 132ZM82 134H84V136ZM161 134H162V136H161ZM195 135L198 136V134H195ZM159 137H160V139H159ZM80 138H79V140H80ZM41 139L39 138L38 140H41ZM93 140H94V142H93ZM130 140L131 139L129 138L127 141L128 146H130ZM149 140H150V143H149ZM212 141L210 143H213ZM96 145H95V147H93L95 149L92 148L93 150L98 149L96 147ZM89 147H88V149H89ZM84 148H85V150H84ZM82 150H83V152H82ZM87 150L85 151L86 153H87ZM211 151L212 150H210L209 152L211 153ZM214 151L215 150H213V152ZM196 153H198V151ZM196 155H195V157H196ZM180 156H182V153L180 154ZM204 156H207V155L205 154L201 157L203 158ZM201 157H196V159H193L192 160V161H194L193 164H196L197 159H200ZM17 159H18V161L20 160L21 163H20V161L18 162ZM43 160H44V162H43ZM122 161H124V159H122ZM117 163H120V162H117ZM192 167H194V165ZM205 167L207 170L206 171L207 175L209 172L211 173L208 176L209 178L205 174V171H204ZM248 167H251L252 169L250 171L249 170L246 171V169ZM3 168H4V171H5V169H6V171L7 170L9 171L8 168H11L14 171L15 175L12 174L13 176H11L8 171L7 172L5 171V173H3L4 172V171H2ZM119 169L123 170V167L119 166ZM196 169H197V171H195ZM217 169H221V167L219 166ZM19 170L21 173L20 176H19V174H20ZM201 170L204 172V174H203V172H201ZM135 171H137V172H135ZM195 172L196 173L198 172L197 174L202 173V175H206L207 178H205V179L203 178L202 180H199V179H201L202 175L201 174L197 175L199 178L196 175L193 176ZM153 173L155 176H154V179L152 181L153 176H151V174H153ZM222 173L223 172L221 170V175H222ZM76 174H78L79 176H75ZM191 175H192V177H191ZM232 175H233V177H232ZM147 176L149 178H147ZM19 177H21V181L23 179L22 183L20 182ZM76 177L77 178L79 177V178L76 179ZM160 177L162 178V180ZM170 177H172V179L176 181V185L171 186V185L167 184V178L170 179ZM203 177H205V176H203ZM220 178H222V179L220 180ZM74 179L77 181H74ZM149 179H150V181H149ZM173 180H172V183H173ZM221 182H223V183H221ZM85 184L87 186H89V187H87V189H88L87 191H86V187H85L86 185ZM126 184L128 185V188H127ZM20 185H21V187L23 185L26 188L24 193H26L27 198H26V201L24 203V206H22L23 204L21 203L20 197H18L17 199H15V197H14V192L17 193V192L23 191L20 189ZM63 185H64V187H63ZM7 186H9V187H7ZM10 186L11 187L13 186L14 190H13V188H10ZM33 186H35L37 196L40 194L38 196V198L36 196L34 197L32 194ZM91 186H92V188H91ZM22 189H23V187H22ZM130 189H133V190H130ZM257 189H259V188L257 187ZM54 191L57 194L54 193ZM80 191L81 190H79L78 192H80ZM84 192H85V194H84ZM86 193H88L87 194L88 196L86 195ZM91 193L93 195L89 196ZM55 194H56V196H55ZM67 198L70 200L71 208L74 210L75 205H74V202L72 201L73 199L70 197V195H68ZM85 198H87L89 200H87ZM26 202L28 203L27 205H26ZM94 207H95V209H94L95 214L97 216H94L92 214ZM58 208L60 210V207H58ZM165 214H167L168 216H170L176 220H179L178 222L183 224V228L190 232L189 236H184V235L178 233L174 226L169 225L168 221L163 216ZM22 216L25 217V219L23 217L22 220H24V222L28 221V223L24 224V222L21 220ZM19 221H21V223H23L24 226H22L21 223H19ZM27 224H29V226H31L30 232L23 231L24 229L21 231V228H19V226L23 228ZM254 224H255V228H254ZM91 225H89V226H91ZM39 226H40V228H39ZM15 229L19 230L20 232H23V233H20L19 231H16ZM15 231H16V233H15ZM86 231H87V235H89L90 233H88V229H86ZM89 231H91V229ZM5 232H6V234H5ZM24 232H28V233H24ZM81 237H82V234H81ZM250 237H251V240H253L252 234L250 235ZM83 238H84V236H83ZM69 240L67 242H65V245L62 249L63 251L61 249H58V250L62 251V253L60 251L62 256L64 254L67 257L66 254H68L69 255L68 259H74L76 257V256L74 257V255H78V256L80 254L82 255L83 253H80L77 249H76L77 251H75V250H72L70 248V246L67 247L68 245H71ZM228 241H231V242H228ZM66 243H68V245ZM200 243H201V241H200ZM154 245H157V247ZM150 246H152L154 248L151 249ZM232 248H231V250H234ZM73 249H75V248H73ZM134 249H136V250H134ZM145 249H147V250H145ZM65 250H66V253L64 252ZM109 250L112 251L113 249H109ZM139 250H142V251L139 252ZM119 251L120 250L117 249L116 252H118V254H119L120 253ZM145 251H147V252H145ZM116 252H114V253H116ZM164 252H162L161 254H164ZM58 253H59V251H58ZM90 253L92 254V252H89V254L88 253L86 254L87 258L85 255H82L83 257L81 255L80 256H81V258H86L85 261H87V262L90 261L92 264H105V263H103L102 256L101 257L96 256V255L94 256V255H91ZM111 253H110V255H111ZM124 253H125V255H124ZM157 253H159L158 249H157ZM88 255H90V257ZM108 255H109V253H108ZM78 256H77V261H75L76 258L73 261L75 264H76V262L78 263V260H79ZM157 256H159V255H157ZM65 258H63V259L65 260ZM66 260H67V258H66ZM80 260H79V262H80ZM73 262L71 261V263H73ZM156 262L154 261V264H156ZM179 262H181V261H179ZM158 263L160 264L161 262H157V264ZM29 264H38V263L30 261ZM145 264H147V263H145Z\"/></svg>",
    "mask_w": 264,
    "mask_h": 264
}]
</instances>
